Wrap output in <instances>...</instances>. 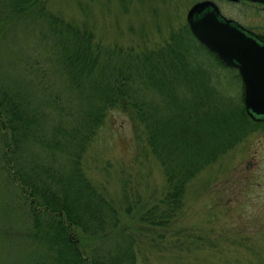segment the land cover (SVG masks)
<instances>
[{
	"label": "rangeland",
	"instance_id": "obj_1",
	"mask_svg": "<svg viewBox=\"0 0 264 264\" xmlns=\"http://www.w3.org/2000/svg\"><path fill=\"white\" fill-rule=\"evenodd\" d=\"M196 1L201 0H41L47 11L89 30L95 47L113 65L165 47L171 37L186 32V12ZM213 1L226 17L264 33V4ZM44 24V19L32 17L0 23V86L22 100L37 103L40 99L44 116L37 133L40 139H47L51 124L60 119L49 100L50 92L64 105L76 104L77 98L66 76L54 73L57 62L47 53V46L52 45L39 41ZM36 68L45 72L42 80ZM233 70L222 69L219 85L228 100L236 102L242 95V83ZM50 84L55 86L51 90ZM68 120L78 124L74 117ZM8 122L0 115V264H34L35 252L40 256L42 245L21 237L32 224L25 211L31 196L17 174L32 178L35 164H53L69 171L74 158L64 152L52 154L36 139L13 144ZM137 132L126 113L108 109L80 157L83 172L104 189L119 213L128 205L134 213L157 202L167 187L145 132ZM235 132L229 139L227 133L220 135L226 141H215L214 153L205 156L186 185L174 235L166 233L165 238L151 241L156 235H149L136 219L123 215L140 238L139 264H264V123L253 124L247 133ZM37 210L44 216L43 207L38 205ZM70 229L89 262L88 252L99 239L79 228Z\"/></svg>",
	"mask_w": 264,
	"mask_h": 264
},
{
	"label": "trees",
	"instance_id": "obj_2",
	"mask_svg": "<svg viewBox=\"0 0 264 264\" xmlns=\"http://www.w3.org/2000/svg\"><path fill=\"white\" fill-rule=\"evenodd\" d=\"M26 17L45 20V33L42 31L39 41L47 40L52 45L47 46V53L57 62L54 73L66 76L77 98L76 104L64 105L56 93L50 92L49 100L60 112V119L51 124L48 138L40 139L37 133L44 119L40 99L37 103L22 100L0 86V115L9 121L13 144L36 139L52 154L64 152L74 158L69 171L53 164H35L32 178L17 174L31 196L25 211L32 224L21 237L42 245L40 256L35 252L34 264H139L140 238L123 221V215H130L149 235H156L151 241L165 238L166 233L174 235L185 187L198 173L205 156L214 153L215 141L224 133L229 139L235 131L247 133L253 129V120L245 112L243 92L232 102L219 85L222 69L236 68L224 64L188 27L186 32L171 37L165 47L113 65L95 47L89 30L47 11L41 0H0V23ZM40 71L36 68L42 80L45 72ZM236 76L240 82L237 70ZM54 87L50 84L48 89ZM112 108L129 116L136 134L145 132L167 184L157 202L134 213L131 205L119 213L109 195L79 165L87 141ZM70 117L78 124H70ZM38 205L43 207L44 216L37 214ZM70 227L99 239L88 252L89 262ZM3 233L7 234L6 230Z\"/></svg>",
	"mask_w": 264,
	"mask_h": 264
},
{
	"label": "water",
	"instance_id": "obj_3",
	"mask_svg": "<svg viewBox=\"0 0 264 264\" xmlns=\"http://www.w3.org/2000/svg\"><path fill=\"white\" fill-rule=\"evenodd\" d=\"M186 22L198 41L227 65L238 68L244 84L246 112L256 121L264 120V41L237 21L226 18L213 0L190 6Z\"/></svg>",
	"mask_w": 264,
	"mask_h": 264
},
{
	"label": "flooded vegetation",
	"instance_id": "obj_4",
	"mask_svg": "<svg viewBox=\"0 0 264 264\" xmlns=\"http://www.w3.org/2000/svg\"><path fill=\"white\" fill-rule=\"evenodd\" d=\"M235 1H238V0H235ZM244 1H246V2H248V3H253V4H260V3L250 2V1H247V0H244ZM242 25H243V24H242ZM243 26H245V25H243ZM245 28H247V29L253 31L255 34H257V35L259 36V38H260L261 40L264 41V33H260V32H258V31H255L253 28H250V27H247V26H245ZM236 70H237V69H236ZM240 81H241V79H240ZM253 124L255 125V124H257V123H255V121H253Z\"/></svg>",
	"mask_w": 264,
	"mask_h": 264
}]
</instances>
